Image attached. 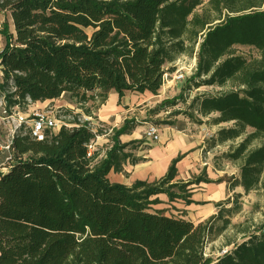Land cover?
Here are the masks:
<instances>
[{"label":"trees","instance_id":"16d2710c","mask_svg":"<svg viewBox=\"0 0 264 264\" xmlns=\"http://www.w3.org/2000/svg\"><path fill=\"white\" fill-rule=\"evenodd\" d=\"M0 11L11 14L15 31L7 23L0 28V94L9 107L66 97L92 116L86 104L97 97L100 108L111 91L119 100L127 92L157 95L166 65L193 56L198 45L196 71L184 91L152 114L182 102L196 124L232 123L204 148L208 153L241 139L224 154L239 161V176L216 183L245 193L262 183L264 0H0ZM235 46L253 47L259 56L247 59ZM229 83L228 91L197 94L188 103L192 88ZM60 110L67 125L44 141L20 129L8 171H0V264H264V224L217 260L206 256L207 243L242 210V194L231 208H223L230 198L218 202V214L198 224L152 210L159 195L190 205L194 186L215 182L205 172L177 180L186 156L179 154L159 180L111 183V171L142 161L120 141L139 122L127 119L113 129L111 146L98 159L100 150L89 157L88 146L102 130L80 122L74 110ZM256 140L261 144L252 146ZM216 219H223L218 229Z\"/></svg>","mask_w":264,"mask_h":264},{"label":"rangeland","instance_id":"374dc122","mask_svg":"<svg viewBox=\"0 0 264 264\" xmlns=\"http://www.w3.org/2000/svg\"><path fill=\"white\" fill-rule=\"evenodd\" d=\"M204 8L209 9V6L205 4ZM215 23H218V21H216ZM198 47V45L195 47L193 56L186 54L180 55L179 59L176 61V63H180L187 70H189L187 71L184 80L172 81L173 73L170 70H172L174 66L172 64L166 65L165 69L169 74V83L165 85V89L161 88L159 92L161 97L155 98V100H157V103L155 101L152 102L150 105L151 107H148L147 109L142 108L143 106L134 107L135 112L139 113V120L141 121L138 126L139 139L138 143L134 146V148H136V151L134 153L137 156L139 155V158H141L142 161H145L144 163L148 161L152 162L150 163V165H155L157 167L154 174H156L157 177H162L163 175H165L171 160L177 157V155H179L182 150V147L180 148L178 146L169 149L167 147L165 149V152L163 153L164 156L161 158V161L164 163V165L159 161L160 159L156 155L161 151L164 139L169 138L170 134L174 133L178 139H183L186 142L184 149L197 146L194 150H190L189 152H187V158L183 162V164L180 165V171L178 172L180 175H178L176 179L188 181L193 177L202 175L203 172H205L206 176L215 182L212 184L198 185L193 187V190H198L199 194H201L203 198L213 200L211 205H206L207 203L205 202H198L194 205H187V203L181 200L171 202L166 195L162 194L158 196L161 203L153 206L152 210H165L167 215L184 217L186 219L190 218L193 223L198 224L200 222H205L211 216L218 214V209L216 207L217 202H225L228 198H230L232 200V203L224 205L223 208H231L233 205H235L233 204L235 194H242V197L239 199V202L242 205V210L239 212V214L231 216V225L227 229H225L220 235L215 236L207 243L206 256L212 258L213 260H217L218 257L222 256V252L224 250L230 252L236 247V245H239L244 241H248L250 239L249 236L254 234V232H256L255 234H259L257 230L264 224V173L261 177L262 183L256 189L249 193H245L244 189L241 186L235 188L233 192H230L228 188L226 191L221 190L220 184H226L228 186L227 182L217 184L216 181L220 180L221 178L230 179L239 176V161L237 163L229 161L224 157V154L231 150V146L236 147L241 139H237L236 142L229 141L210 150L208 153H204V148H208V140H210V138L214 136L219 129L230 127L232 126V123L222 124L220 126L196 124L188 118L186 113H184L187 105L182 102H179L176 106L169 107L167 108V110H163L158 114H152V112L156 110V108L160 106V104H162L164 101H172L178 98L184 91L187 85V80L196 71ZM235 49L237 50L238 54L247 59H249L250 57L256 58L259 56L258 50L250 46H235ZM1 82H3L2 74L0 75V86ZM230 89H232L230 83L223 88L217 86H203L199 89L192 88L188 91V103L197 94L209 93L211 95H218L219 93L228 91ZM61 100H66L72 105V108L66 107V109L74 110L76 113H80L81 116L86 115L84 113V109H81L78 107V105L71 103L66 97L62 98ZM99 105L100 100L96 97V100L90 101L88 104H86L85 108H91L93 112L98 109ZM141 110L148 111L146 113H141ZM176 113L177 115H175ZM91 117L92 122H94L96 120V117H94V115H92ZM147 124L158 126L161 132V139L159 142H153L143 137V132ZM111 128V125L103 123L99 119L94 125V130H102L103 134H107V132H109ZM8 131L9 130L7 127L0 125V138L5 139L8 135ZM247 131L248 133L251 132L250 129H248ZM109 136H112V134ZM99 137L100 138L96 139V142L99 141L103 147L99 145L100 155L98 159L102 158L105 155L104 152H106V150L104 149L106 143H104L102 135ZM260 144L261 140H256L254 141L252 146H259ZM200 149L202 150L200 151ZM5 157L6 155H0V168H8L9 161H6ZM143 157L146 158L144 159ZM151 157L153 159L149 160V158ZM189 157L192 158V160L193 157H197V160L199 161L196 160L188 164L190 160ZM142 161L140 162L141 165L145 166ZM165 165H167L168 167ZM224 216H226V214ZM222 224L223 219H216L215 227L217 229L221 227Z\"/></svg>","mask_w":264,"mask_h":264},{"label":"crops","instance_id":"0c3cea01","mask_svg":"<svg viewBox=\"0 0 264 264\" xmlns=\"http://www.w3.org/2000/svg\"><path fill=\"white\" fill-rule=\"evenodd\" d=\"M6 20H7V22H6ZM4 23L8 24L9 31L12 34H14L15 31H14V25H13L11 14L7 13V12L4 13V12L0 11V28H2ZM4 43H5L4 38L0 34V51L4 47ZM162 88L165 89V87H162ZM160 97H161L160 93H158L157 95H153L150 92H145V93H129V92H127L125 94V96L121 100H119L117 93L114 91H111L108 95V99H107L106 103L104 105L100 106V108H98L96 111H93V113H92V115H94V117H96V120L94 121L95 123L99 119L101 122L107 123V124L111 125V127H112L110 129V131L107 132V134H102V139H103L104 143H106L104 149L107 150L111 146V139H110L111 136H109V135L112 134L113 129H119L123 125L125 120L134 119L135 121L141 123V121L139 120V113L135 112V109H134L135 106H143L142 108L147 109L148 107H151L150 105L152 102L157 101V100H155V98H160ZM61 99L51 100V101L47 100L45 102H36V103L32 104L31 108L32 109H34V108L43 109L47 106L53 107L56 109H61L63 107L64 108H66V107L72 108V105L68 101H66V100L63 101ZM147 111L148 110H141L140 112L146 113ZM138 128L139 127L137 126V128L131 134L122 135L120 137V141L123 144L129 145L128 149L126 150L127 152H130L132 154V156L139 158V155L137 156L134 153L136 151L135 150L136 148H134V146L138 143V139H139ZM165 141H167L168 143ZM99 145H101V147H103L102 144H100V142L98 141L97 142V147H98L97 149L98 150H99ZM185 145H186V142L183 139H178L174 133L170 134L169 138L164 139V141L162 143V149L156 155L160 159L159 161L162 162L161 158L164 156L163 153L165 152V149L167 147H168V149L174 148L175 146H178L180 148L182 147V150L179 154H185L186 156H187V152H189L190 150H194L195 147H197V146L188 147V149H184ZM201 150L202 149H200V151ZM104 154H105V152H104ZM198 155H199V153H198ZM186 156L178 163V165H177L178 172L180 171V165L183 164V162L186 160V158H187ZM143 158L145 159L146 157H143ZM152 159H153L152 157L149 158V160H152ZM189 159L190 160H189L188 164H190L193 161H196L198 158L193 157V160H192V158L189 157ZM197 161H199V160H197ZM142 162L144 163L145 161H142ZM150 163H152V162L148 161V162L144 163L145 166H142L141 163L133 164L130 161H128L125 164L124 170L122 173H115V172L111 171L108 175V178H109L111 183H121V184H124L127 186H132L137 180L154 182L156 180H159L161 177L160 176L157 177L156 174H154L157 167L155 165H153V166L150 165ZM170 164H171V162H170ZM163 165H164V163H163ZM184 165H186V164H184ZM165 166H167V165H165ZM178 175H180V174L178 173ZM181 181H185V180H181ZM200 185H205V183H202ZM220 189L223 191H226L227 185L226 184L225 185L220 184ZM191 200L194 203H192L190 205H194L195 203H198V202H205V203H207L206 205H208V204L211 205V203L213 201V200H209L207 198H203L201 196V194H199L198 190H193ZM214 210H215V208H214ZM207 211H210V210H207ZM187 219L190 220V218H187Z\"/></svg>","mask_w":264,"mask_h":264},{"label":"built area","instance_id":"2783aa9c","mask_svg":"<svg viewBox=\"0 0 264 264\" xmlns=\"http://www.w3.org/2000/svg\"><path fill=\"white\" fill-rule=\"evenodd\" d=\"M175 71L172 74V81H182L186 77L187 70L180 63L173 64ZM1 75V72H0ZM169 83V74L165 73L163 77V86ZM3 84V82H1ZM10 92H14L13 83H10ZM32 102L28 99L26 109L20 107H9L4 95L0 94V125L8 128V135L5 139L0 138V155H6V161H10L12 157V142L15 134L24 129L33 139L37 141H44L48 136L58 132L62 126L67 125V119L62 115L60 109L53 107H45L43 109H32ZM23 110V111H22ZM76 113V112H75ZM80 122H88L94 129L95 123L92 122V117L82 115L79 117ZM143 137L153 142H159L161 139V132L158 126L147 124L143 132ZM99 138V136H97ZM96 138V139H97ZM97 151V142L93 140L88 146V156L91 157ZM0 171L7 172L8 168H0ZM224 254L227 251L222 252Z\"/></svg>","mask_w":264,"mask_h":264}]
</instances>
